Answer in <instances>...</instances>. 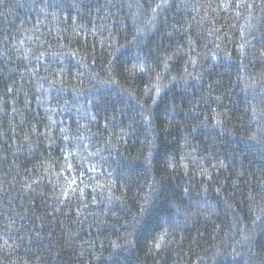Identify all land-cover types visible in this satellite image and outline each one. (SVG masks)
I'll list each match as a JSON object with an SVG mask.
<instances>
[{"label": "trees", "instance_id": "16d2710c", "mask_svg": "<svg viewBox=\"0 0 264 264\" xmlns=\"http://www.w3.org/2000/svg\"><path fill=\"white\" fill-rule=\"evenodd\" d=\"M0 264H264V0H0Z\"/></svg>", "mask_w": 264, "mask_h": 264}]
</instances>
